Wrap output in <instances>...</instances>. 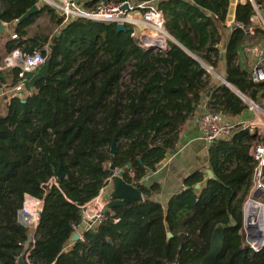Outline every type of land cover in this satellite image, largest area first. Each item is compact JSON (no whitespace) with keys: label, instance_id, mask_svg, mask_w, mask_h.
<instances>
[{"label":"trees","instance_id":"trees-1","mask_svg":"<svg viewBox=\"0 0 264 264\" xmlns=\"http://www.w3.org/2000/svg\"><path fill=\"white\" fill-rule=\"evenodd\" d=\"M39 2L0 0V18L15 22ZM228 6L229 0H159L169 33L215 68L221 55L218 21L225 19ZM236 8L237 20L248 25L250 2L242 0ZM44 12L57 25L62 23L63 17L42 3L16 24L18 37L6 41L9 52L39 45L40 39L24 37ZM132 32L128 25L118 31L114 23L82 17L68 22L51 37L44 64L25 74L26 93L11 96L0 111V264H20L26 251L30 262L24 258L23 264H192L208 253L218 226L225 232L218 263L226 264L238 252L234 264H264V247L254 251L241 233L253 172L245 143L251 139L249 130H236L208 148L214 177L198 169L166 205L152 198L159 184L147 186L143 178L176 148L204 98L207 108L230 116L248 106L224 83L211 85V73L176 42L170 41L167 53L146 50ZM246 37L243 29L230 35L224 76L257 99L263 86L254 87L236 62ZM18 73L19 68L13 69L11 88L19 82ZM110 165L123 169L144 200L107 207L103 218L69 246L82 224L80 205L108 183ZM54 176L58 184L41 186ZM25 193L44 199L34 242L28 240L29 227L17 217Z\"/></svg>","mask_w":264,"mask_h":264},{"label":"built area","instance_id":"built-area-1","mask_svg":"<svg viewBox=\"0 0 264 264\" xmlns=\"http://www.w3.org/2000/svg\"><path fill=\"white\" fill-rule=\"evenodd\" d=\"M240 1L242 0H229L228 13L222 21L223 26L229 28L232 33L236 29H243L248 37L256 35L261 29L264 31V3H259L258 0H248L253 7V15L250 23L245 25L236 18V5ZM43 3H48L63 17L62 26L81 17L107 24L123 23L125 26L132 27V37L141 48L159 50L164 53L170 50L169 43L172 36L165 27L166 15L159 7V0H44ZM14 37L17 38L18 35L15 34ZM220 44L221 42L217 46L222 48ZM260 45V47L255 46L257 60L247 77L254 87L260 84L263 89L259 91L256 100H252L247 95L243 98L248 106L244 111L248 112L250 117H237L238 114L230 116L222 111L208 108L202 113L196 112L190 118V123L201 129L207 147L218 139H229L236 130L246 129L251 134V139L246 140L245 143L249 146V153L253 159V172L250 191L243 201L241 233H244L248 244L256 252L264 247V99L262 98L264 94V42ZM48 47L46 46L43 50L37 46L32 51L17 47L0 59V71L4 73L8 74L13 69L19 68V82L12 91L24 90L25 74L38 70L44 64L46 61L44 51H48ZM225 50L221 49V52ZM114 173L122 174L123 169L117 168ZM111 179V176L108 177L106 179L108 183L100 189L98 194L80 205L82 208L80 226L83 229L89 228L103 218L110 202L108 186ZM54 184H58L55 176L42 183L41 186L46 188ZM43 205V198L25 193L23 205L18 211L19 221L29 229L31 228L32 232L34 231L30 232L32 242H34ZM248 236H253V239L260 237V243L257 245L249 242Z\"/></svg>","mask_w":264,"mask_h":264},{"label":"crops","instance_id":"crops-1","mask_svg":"<svg viewBox=\"0 0 264 264\" xmlns=\"http://www.w3.org/2000/svg\"><path fill=\"white\" fill-rule=\"evenodd\" d=\"M42 3L43 2H41V0H40L38 5L41 6ZM57 14L60 17H62L58 12H57ZM33 23L27 29L28 34H27V36L24 37V39L25 38H30V39L33 38V37H31V35L29 33L30 29L33 26ZM4 24H6L7 30L4 34L0 33V59L1 58L3 59L9 53V51L6 49V41L8 39L16 38V37H14V35L16 34V32H15L16 23L15 22H4ZM54 24H55V22H54ZM58 27L60 30L63 26L60 24V25H58ZM59 30L55 33V35L59 32ZM231 34H232V32H230V35ZM48 42L51 43V39ZM224 45L227 46L226 43ZM224 45H223V47H224ZM225 47H224V50L227 48V47L226 48ZM223 67H225V62H224ZM253 67H254V64L252 65L250 70H252ZM224 70H226V67L224 68ZM250 70H248V73L250 72ZM224 73H225V71H224ZM5 80H6V82L3 84L0 82V85H3L2 88L0 86V94H2V92L6 93V94L14 92V91H12L13 88H11L9 86V84L12 80V72L8 73V78H6ZM0 81H1V79H0ZM22 91L24 92V94L26 93L25 88ZM22 91H20V92H22ZM15 93H17V92H15ZM13 95H18V94H13ZM205 99L206 98H204L201 101V103L199 104V106H198L199 108L197 110V113H202L206 109H208L206 107L207 100H205ZM238 115H237V117H241V118L242 117L243 118L244 117L245 118L250 117L249 116L250 114L246 111H243L242 113H240ZM190 120L191 119H189V121L185 125L184 130L181 132V134L178 138L177 144L175 146L176 148L170 150L167 153L166 157L158 163V165H157L158 168L155 171L149 173L148 175H146L143 178V181L146 183L147 186H151L153 184H159L160 188L157 192L153 193L152 198L157 200V201L158 200L161 201L164 205H166V203L168 202V200L170 199V197L173 194L177 193L178 191H180L181 189L184 188V179L188 175L192 174L193 172L197 171L198 169H203L206 171L207 169L210 168L208 166V148L209 147H207V145H206V142L203 138V134H202L201 129L197 126H193V124L190 123ZM131 174H133V172H131ZM108 187H110V186H108ZM82 230H83L82 226H80L76 230L80 233L81 239H82ZM71 245H72V241H71L69 246H71Z\"/></svg>","mask_w":264,"mask_h":264},{"label":"water","instance_id":"water-1","mask_svg":"<svg viewBox=\"0 0 264 264\" xmlns=\"http://www.w3.org/2000/svg\"><path fill=\"white\" fill-rule=\"evenodd\" d=\"M126 7V6H124ZM40 9L38 4H35L30 10H28L26 13H24L19 19L15 21L16 24H18L20 21L28 18L35 12H37ZM2 5L0 3V15L2 13ZM7 26L4 24V21L0 18V33L4 34L6 32ZM125 29V24L118 23L117 24V30H123ZM172 36V35H171ZM172 42H176L178 45H180L182 48H184L191 56L196 58L198 61L201 62L204 68L212 72L213 74H216L222 83H224L226 86L230 87L234 92H236L242 99L246 98L245 94L238 88L234 87L221 73H219L214 67L207 65L201 58H199L198 55L195 53H192L188 48H186L176 37L172 36L171 39ZM8 78V74L0 71V79H6ZM263 85V83H261ZM116 136H114L111 149L112 153H115L116 151ZM130 166V164H129ZM62 165L60 164L59 171L61 172ZM115 167L114 165H110L108 169V173L112 177L110 185H112V189L110 191V194L108 197L110 198V202L108 204V208L114 206V205H126L129 203L139 202L141 200H144V193L140 188L135 187L133 184L126 181L124 176L122 174H115ZM207 172L209 173L210 177H214V173L211 169H207ZM62 176H64V173H62ZM197 188L199 187V183L196 184ZM32 234H30L28 240H31ZM169 236H172V233L169 232ZM224 237L225 232L223 226H218V228L214 231L212 239H211V248L208 251L207 254H205L202 258H199V260L193 262L192 264H220L218 263V257L219 254L222 252L224 245ZM81 239L80 233L78 231H75L74 234L71 236L70 240L72 242L77 241ZM249 242H254L255 244L260 243V237L257 239H253V236H248ZM238 252L234 253L228 262L226 264H234L235 257ZM19 263H24V258L22 256L19 257Z\"/></svg>","mask_w":264,"mask_h":264},{"label":"rangeland","instance_id":"rangeland-1","mask_svg":"<svg viewBox=\"0 0 264 264\" xmlns=\"http://www.w3.org/2000/svg\"><path fill=\"white\" fill-rule=\"evenodd\" d=\"M41 2H44V0H41ZM181 23H182V26L185 29H188L190 31L189 25L185 21L182 20ZM218 28H219V31L221 33V44H220V47H222L221 49L224 51L223 45L225 43L227 44V42L229 40V37H230V32L231 31H230L229 28L224 27L221 21H218ZM58 30H59L58 25L56 23L54 24V22L49 17V14L46 13V12H44V13H41V15L35 17L33 26L30 29V32L29 33H30L31 37L40 39L39 40L40 42H39L38 47L40 49H43L46 46H49V44H50L49 42L44 41V38L45 37H48L49 40H50L51 37L53 35H55V33ZM190 33L192 35H194V32L193 31H190ZM31 41H33V40H31ZM31 41L25 43L24 46L31 45L32 44ZM263 42H264V31L262 29L259 30V32L256 35L246 37V39L243 41V44L241 45L242 50L240 51V53H239V55L237 57V61L236 62L244 70H246L247 72H248V70H250V68L252 67V65L254 64V62L257 60V54H256L257 51H255V46L256 47H260L261 46L260 44H262ZM199 58H201V57L199 56ZM224 62H225V60H224V52L223 53L221 52V55H220V58H219V61H218V66H217L218 68H215L214 67V69H216L223 76H224V71H225L224 70L225 67H223L224 66ZM205 63L207 65L211 66L207 62H205ZM210 73L212 75V77H211V85H215L217 82H221V80L219 79V77L216 74H213L212 72H210ZM128 74H129V69H127L124 72L125 79H128ZM0 82L2 84L4 83L2 81H0ZM119 84H120L119 85L120 86V91L122 92V89H121V80H120V83ZM0 86H1V88L3 87V85H0ZM13 94L23 95L24 92L23 91L22 92H17V93L11 92L9 94H6V93L2 92V94H0V111L1 112H4L6 110V103H7L8 99L10 98V96H12ZM250 94L251 93L249 92L248 94H245V95H247L252 100H256V98L255 99L252 98ZM114 97H116V95L111 96L109 99L112 100ZM262 98L264 99V96ZM121 141H122V143H124V140H121ZM109 186L110 187H108V190L111 191L112 185H109ZM23 202H24V200H23ZM17 217H18V215H17ZM18 221H19V217H18ZM33 232H32V229H31V233H33ZM31 239H32V237H31ZM28 252L29 251H26V252L22 253L20 256H22L28 262H30V258L28 257V255H29Z\"/></svg>","mask_w":264,"mask_h":264},{"label":"bare ground","instance_id":"bare-ground-1","mask_svg":"<svg viewBox=\"0 0 264 264\" xmlns=\"http://www.w3.org/2000/svg\"><path fill=\"white\" fill-rule=\"evenodd\" d=\"M31 205L33 204L32 202L30 203ZM30 207H32V206H30ZM33 211V210H32Z\"/></svg>","mask_w":264,"mask_h":264}]
</instances>
